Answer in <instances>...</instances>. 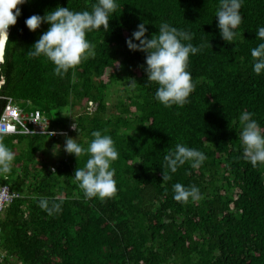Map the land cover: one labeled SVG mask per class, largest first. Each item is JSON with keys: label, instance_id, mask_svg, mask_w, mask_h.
Segmentation results:
<instances>
[{"label": "trees", "instance_id": "16d2710c", "mask_svg": "<svg viewBox=\"0 0 264 264\" xmlns=\"http://www.w3.org/2000/svg\"><path fill=\"white\" fill-rule=\"evenodd\" d=\"M115 2L108 30L86 33L94 55L62 79L44 57L28 55L49 25L33 32L25 20L57 7L91 11L96 0L18 5L0 65V114L10 98L61 127L72 115L80 129L72 138L83 147L93 131L109 135L118 152L110 165L117 191L103 202L84 199L72 178L87 156L66 153L65 137L0 136L15 153L0 187L20 194L0 216V264H264V164L253 168L239 140L245 111L264 130V73H253L250 54L262 42L255 32L264 26V0H244L231 44L217 28L219 0ZM165 22L192 35L182 43L201 46L189 56L194 89L183 107L165 108L154 99L158 85L146 83V54L126 45L138 24L145 23L151 39ZM88 102L98 103L91 114ZM177 143L207 159L197 169L185 163L163 181V158ZM175 183L196 186L201 199L176 202ZM42 197L62 201L61 211L41 210Z\"/></svg>", "mask_w": 264, "mask_h": 264}, {"label": "clouds", "instance_id": "9594fccd", "mask_svg": "<svg viewBox=\"0 0 264 264\" xmlns=\"http://www.w3.org/2000/svg\"><path fill=\"white\" fill-rule=\"evenodd\" d=\"M243 2L244 0H219L215 20L220 37L226 43L231 44L235 41L236 30L242 22L240 9ZM24 3L26 0H0V63L3 62L2 53L8 42V29L16 24L17 17L20 15L18 5ZM117 7L115 0H96L91 11L74 12L68 7H57L47 11L44 16L32 15L25 20V25L30 31L35 32L42 23H47L49 27L31 46L28 55L32 58L44 57L53 65V74L62 79L82 60L94 55V46L86 40V33L101 30V28L107 31L109 16L115 12ZM146 32L145 23L138 24L137 30L133 31L131 38L126 40V45L130 51H140L146 54V67L143 69L146 73V83L158 85L154 99L165 108L173 105L183 107L194 89L191 74L187 71L189 56L200 52L201 46H194L190 42L182 43L191 41L192 35L183 29L178 30L176 27L170 26L167 22L160 25L158 35L152 36L151 39L145 37ZM255 33L256 39L262 42L250 50L253 61L252 71L256 75H261L264 73V26L259 27ZM133 40L139 41V43H134ZM136 84L134 79L128 81L129 87L134 88ZM86 107L87 112L91 114L96 111L98 103L88 102ZM30 108L29 110H38L34 107ZM253 115L247 111L240 114L239 140L243 158L255 168L258 164H264V130L252 118ZM70 118L77 124L72 115L69 120ZM68 122L66 125L63 124V128L69 126ZM55 124L60 126L58 123ZM73 128H77L75 124ZM78 133L63 136L67 137L64 144L66 153L72 154L76 158L87 156L83 167L76 168L72 178L73 182L83 192L85 200L97 198L103 202L114 197L117 191L114 180L115 169L110 165L118 158V152L112 138L100 131H93L91 132V142L87 144V147H83L76 142L77 139L72 138L80 137ZM15 135L22 134L15 133L13 130L0 131V136ZM57 150L53 149L54 154ZM14 159L15 153L0 142V175L10 173ZM163 159L162 179L167 181L171 179L169 173H176L178 168L185 163H189L191 168L197 169L207 157L196 149L177 143L174 149L168 150ZM172 188L173 199L176 202L187 203L190 199L192 201L201 199L200 191L194 185L185 187L180 183H175ZM61 204L62 201L53 200L50 202L48 198L43 197L38 200V207L48 215L60 212Z\"/></svg>", "mask_w": 264, "mask_h": 264}, {"label": "built area", "instance_id": "2783aa9c", "mask_svg": "<svg viewBox=\"0 0 264 264\" xmlns=\"http://www.w3.org/2000/svg\"><path fill=\"white\" fill-rule=\"evenodd\" d=\"M74 124L77 128H73ZM68 125L64 128L58 126L49 117L44 116L41 111L22 109L12 99H9L0 119V131L2 132L13 130V132L25 136H49L54 139L79 132V128L72 118H70ZM18 197L19 194L11 191L9 186L4 185L0 188V216L4 209ZM2 257L4 256L0 249V259Z\"/></svg>", "mask_w": 264, "mask_h": 264}, {"label": "rangeland", "instance_id": "374dc122", "mask_svg": "<svg viewBox=\"0 0 264 264\" xmlns=\"http://www.w3.org/2000/svg\"><path fill=\"white\" fill-rule=\"evenodd\" d=\"M111 91H112V93H111V96H110V99H111V103L112 102H115L116 101V99H117V97H116V94L118 93V89H117V87L116 86H114L112 89H111ZM66 115V114H65ZM65 116H63V118H64ZM65 138H67V137H65ZM49 156V155H48ZM53 162V161H52Z\"/></svg>", "mask_w": 264, "mask_h": 264}, {"label": "water", "instance_id": "95a60500", "mask_svg": "<svg viewBox=\"0 0 264 264\" xmlns=\"http://www.w3.org/2000/svg\"><path fill=\"white\" fill-rule=\"evenodd\" d=\"M8 35H9V29H8ZM4 50H5V48L3 49V53H2V60H4ZM2 63H0V65H1ZM0 81H2V82H0V87L3 85V83H4V80L2 79H0Z\"/></svg>", "mask_w": 264, "mask_h": 264}]
</instances>
